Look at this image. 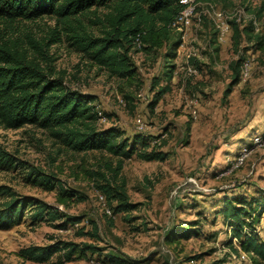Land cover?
Segmentation results:
<instances>
[{
  "label": "rangeland",
  "instance_id": "374dc122",
  "mask_svg": "<svg viewBox=\"0 0 264 264\" xmlns=\"http://www.w3.org/2000/svg\"><path fill=\"white\" fill-rule=\"evenodd\" d=\"M189 7L174 31L182 42L169 62L165 46L144 50L134 44L129 49L136 68L130 82L110 75L71 37L77 30L103 36L112 5L93 6L68 20L54 13L31 19L0 17V43L25 50L50 77H62L69 89L93 96L101 112L97 128L115 126L128 138L140 134L150 146L167 152L161 161L135 154L123 159L118 180L125 181L129 200L137 207L126 215L113 213L87 171L109 174L106 163L114 167L116 156L71 151L51 129L33 123L16 128L0 124L2 149L26 166L52 174L80 197L63 205L56 199L57 184L44 189L26 180L28 168L21 164L0 166V185L9 187L14 197L37 198L80 218L57 227L62 220L32 223L27 212L20 223L0 228V264H45L23 260L16 252L59 239L98 247L63 264H113L107 261L109 254L137 264H210L222 257L224 264H253L220 209L231 197L258 199L252 216L244 217L249 221L264 206V50L252 47L254 39L243 33L234 37L235 25L241 29L249 21L253 34L264 35V3L191 0ZM240 56V79L224 96L232 79L231 64ZM166 69L172 71L168 80ZM154 79L158 84L153 85ZM166 83L170 89L151 108L155 92ZM8 198L0 193V207ZM88 219L97 223L98 238L78 233L81 226L90 229ZM180 223L196 225L198 233L168 242L169 229ZM253 223L264 239V211ZM54 260L55 256L50 261Z\"/></svg>",
  "mask_w": 264,
  "mask_h": 264
},
{
  "label": "trees",
  "instance_id": "16d2710c",
  "mask_svg": "<svg viewBox=\"0 0 264 264\" xmlns=\"http://www.w3.org/2000/svg\"><path fill=\"white\" fill-rule=\"evenodd\" d=\"M99 5H112L113 10L107 15L104 35L93 36L77 30L71 37L90 59L105 68L110 75L128 82L135 78L136 68L128 52L136 44V37L140 42L139 47L144 50L165 46L168 62L176 55L181 37L174 33L176 30L170 24L185 7L180 0H0V17L11 20L31 19L54 13L68 20ZM234 31V37L243 33L248 40L254 39L252 47L264 50V35L252 33V21L241 29L235 25ZM242 60L243 57L240 56L231 64L232 79L224 90V96L239 81ZM167 65L171 68L172 63ZM171 72V69L165 70L167 80L170 79ZM155 84H158V79L153 80V85ZM169 89L168 83L161 85L155 92L150 107ZM100 116L93 104L92 95L69 89L62 77H50L37 61L27 56L25 50L0 43V124L16 128L33 123L51 129L71 151L97 150L116 156L114 167L112 163H106L109 174L99 169L87 172L104 195L112 212H123L126 215L137 207V203L129 200L125 181L118 180L123 159L135 154L143 160L161 161L167 157V152L154 144L150 146V141L140 134L128 138L123 137L122 130L115 126L97 128L95 122ZM17 164H21L23 169L28 168L25 178L29 182L44 189H53L57 184L58 203L68 205L74 196L78 197L75 190L63 187L52 174L38 167L26 166L0 146V166L8 169ZM0 193L9 196L0 207V228H10L20 223L27 212L32 223L60 219L62 221L55 226L63 227L68 222L80 221L78 216L65 215L56 206L37 198L14 197L6 185H0ZM257 201L258 199L247 200L246 197H231L223 201L220 209L225 225L231 228L232 236L239 240L240 248L251 253L253 264L264 260V239L259 237L253 227V222L258 221L264 206L258 209L255 219L252 217L245 221L244 217L252 216L255 208L253 202ZM88 223L90 229L85 230L81 226L78 233L98 238L97 223L93 219H88ZM197 233L196 225L180 223L169 229L166 240L173 242ZM97 250L98 247L91 242L76 243L59 239L47 244L21 247L16 254L23 260L36 263L63 264L74 258H84L88 251ZM53 256L55 260L50 261ZM106 257L113 264H137L120 256L109 254ZM225 261L226 258L222 257L210 264H224Z\"/></svg>",
  "mask_w": 264,
  "mask_h": 264
},
{
  "label": "built area",
  "instance_id": "2783aa9c",
  "mask_svg": "<svg viewBox=\"0 0 264 264\" xmlns=\"http://www.w3.org/2000/svg\"><path fill=\"white\" fill-rule=\"evenodd\" d=\"M180 1L185 4V7L180 11V13L176 16V18L170 24V26L173 29H175V30H176V28H178V26L181 23V21L183 19H185L187 17V15L189 14V12L191 11V8L189 7V3H190L191 0H180ZM220 39H221V35H220ZM136 45H138V46L140 45V42L138 40V37H136ZM98 113H99V115H101V112L100 111H98ZM99 196H100L101 199L104 197V195L102 193H100ZM106 212L108 214H111V211L108 208L106 209Z\"/></svg>",
  "mask_w": 264,
  "mask_h": 264
}]
</instances>
